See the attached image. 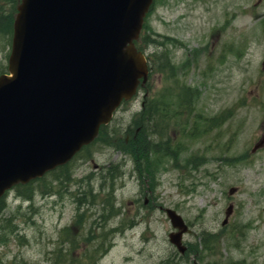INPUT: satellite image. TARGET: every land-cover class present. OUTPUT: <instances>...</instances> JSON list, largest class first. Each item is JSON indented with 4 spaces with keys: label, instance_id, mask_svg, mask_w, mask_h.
Wrapping results in <instances>:
<instances>
[{
    "label": "rangeland",
    "instance_id": "374dc122",
    "mask_svg": "<svg viewBox=\"0 0 264 264\" xmlns=\"http://www.w3.org/2000/svg\"><path fill=\"white\" fill-rule=\"evenodd\" d=\"M14 15L0 0V74ZM263 17L264 0H156L150 122L134 99L65 171L12 190L0 264H264ZM165 209L189 227L183 255Z\"/></svg>",
    "mask_w": 264,
    "mask_h": 264
},
{
    "label": "water",
    "instance_id": "95a60500",
    "mask_svg": "<svg viewBox=\"0 0 264 264\" xmlns=\"http://www.w3.org/2000/svg\"><path fill=\"white\" fill-rule=\"evenodd\" d=\"M153 1H20L9 74L0 76V198L66 164L146 82L147 61L134 41ZM262 145L264 137L253 151ZM165 212L178 229L170 243L183 254L188 227Z\"/></svg>",
    "mask_w": 264,
    "mask_h": 264
},
{
    "label": "trees",
    "instance_id": "16d2710c",
    "mask_svg": "<svg viewBox=\"0 0 264 264\" xmlns=\"http://www.w3.org/2000/svg\"><path fill=\"white\" fill-rule=\"evenodd\" d=\"M13 2L15 4L17 2V0H13ZM262 24H263V32H264V17H263ZM135 45H136V47H137V49L139 51H143V52L147 53V57L149 59V71H150V74L155 73V72H158L157 69H160L161 70L162 68H164L163 67V63L165 61L161 63L162 65H158L157 66L158 68L156 69V66H155V63H154V58L155 57L162 58V56L161 55H157V53H155V51L154 52L151 51V48H154V50H155L156 46H159V45H157L156 40L152 39V37L149 35V33H147L146 24L144 25L143 30H142V33H141L138 41L135 43ZM222 117H224V116H221L220 117V120L213 119L210 122L211 123H214L213 125H215V126L216 125H219V123L222 121ZM149 122L150 121L148 120L145 125H148ZM104 131H105V128H102L101 129L100 136H102L104 134ZM65 169H66V167H61L57 171H61L62 172V171H65ZM64 179H65V181H67V178L66 177H64L62 180L64 181ZM33 183L34 182H31L27 186L18 187V188L21 189V190L24 189L25 192H26L27 187L28 186H31ZM20 195H24L27 199L30 200V198L28 197V195L26 193L23 194L22 192H20ZM4 206L5 205H4V198H3V199L0 200V211L3 210Z\"/></svg>",
    "mask_w": 264,
    "mask_h": 264
},
{
    "label": "flooded vegetation",
    "instance_id": "af4514ba",
    "mask_svg": "<svg viewBox=\"0 0 264 264\" xmlns=\"http://www.w3.org/2000/svg\"><path fill=\"white\" fill-rule=\"evenodd\" d=\"M12 5L13 2L11 1ZM6 22V20L4 21V23ZM4 25H2L1 30H2V35L8 31L7 28H3ZM8 27V26H7ZM11 32V30H10ZM10 34V33H9ZM9 48V47H8ZM7 60H8V56H7ZM142 95V94H141ZM141 95H137V99H139V105H140V111L142 112V118L143 119H147V117L149 116V113H147L145 110H147V104H146V96L147 94H143L142 97H140ZM147 107V108H146ZM156 109L159 111V108L156 107Z\"/></svg>",
    "mask_w": 264,
    "mask_h": 264
}]
</instances>
